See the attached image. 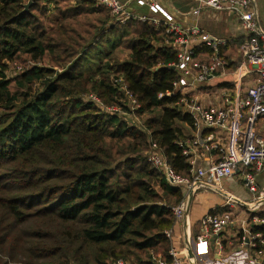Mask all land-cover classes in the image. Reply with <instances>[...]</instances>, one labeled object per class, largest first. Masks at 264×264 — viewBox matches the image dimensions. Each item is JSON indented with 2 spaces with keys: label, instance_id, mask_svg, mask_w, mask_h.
Returning a JSON list of instances; mask_svg holds the SVG:
<instances>
[{
  "label": "trees",
  "instance_id": "trees-1",
  "mask_svg": "<svg viewBox=\"0 0 264 264\" xmlns=\"http://www.w3.org/2000/svg\"><path fill=\"white\" fill-rule=\"evenodd\" d=\"M29 1L0 0V264L171 263L167 232L186 189L172 187L146 154L156 145L189 177L178 124L193 121L172 95L173 37L137 21L114 25L86 0L65 9L58 4L67 0H32L22 13ZM56 9L57 28L47 30L37 15ZM194 52L200 62L212 53L207 45ZM221 56L230 59L224 48ZM23 57L30 68L11 78ZM85 95L124 115L135 114L132 100L138 115L162 114L141 131ZM252 231L264 237V225Z\"/></svg>",
  "mask_w": 264,
  "mask_h": 264
},
{
  "label": "built area",
  "instance_id": "built-area-1",
  "mask_svg": "<svg viewBox=\"0 0 264 264\" xmlns=\"http://www.w3.org/2000/svg\"><path fill=\"white\" fill-rule=\"evenodd\" d=\"M86 1L92 2L98 8L107 9L116 24L125 25L130 21H137L157 29L164 28L166 34L173 37L172 42L167 44L177 54L178 62L174 67L179 79L173 83L172 95L181 96L178 105L192 119L193 128L197 132L210 130L212 134L206 139L194 137L179 142L183 155L192 166L189 177L178 175L156 145H153L152 153L146 156V160L172 187L181 186L186 189L183 202L173 209L177 223L185 218L190 194L200 190L221 192L224 183L239 173L244 188L253 199L244 201L234 194H227L223 212L209 213L200 220L195 241L199 244L214 241L215 246L221 248L220 237L227 229L233 228L235 223H239L234 213L240 208L250 212L241 245L247 248L251 264H264V237L261 233L252 231L253 228L264 225V218L258 215L264 208V25L257 0H189L197 4L190 13L194 21L198 20L204 11L226 13L232 17L245 35L238 46L237 59L222 57L221 48L227 45V41H210L209 36L198 25L184 27L152 14H143L133 8L134 5H139L153 9L160 4V0H129L128 3H122L120 0ZM195 38H202L204 44L212 51L205 63L198 61L194 56L195 49L192 45ZM231 62L240 65V69L247 68L248 72H255L259 79L244 91L239 90L240 84L235 82V86L238 84L236 89L225 90L220 96L218 106H205L194 98L182 95L181 92L186 87L205 84L216 75L227 73ZM122 88L131 97L125 84H122ZM131 102L135 110L137 103L135 100ZM216 138H220L219 142L215 141ZM210 151L219 153V161L209 167L195 168L193 157L202 158L204 153ZM167 236L172 239V231L167 232ZM258 247L260 250H257ZM180 253L178 248L172 245L170 254L173 261L157 264H184ZM187 262L190 264L189 260ZM114 264L133 263L119 259Z\"/></svg>",
  "mask_w": 264,
  "mask_h": 264
},
{
  "label": "crops",
  "instance_id": "crops-1",
  "mask_svg": "<svg viewBox=\"0 0 264 264\" xmlns=\"http://www.w3.org/2000/svg\"><path fill=\"white\" fill-rule=\"evenodd\" d=\"M120 1L122 3L129 2V0ZM174 1L175 0H160V4L153 9L149 7H141L139 5H134L133 8L143 14H152L162 20H170L184 27L198 25V27L206 35L212 36L216 39L226 40L227 45L224 47L226 57L230 59L235 57V59H237L238 46L244 40L245 35L233 22L231 16L226 13L204 11L200 18L194 21L192 20L190 13L197 6V4L189 0H177V2L181 5H185V7H187V10L182 11L176 8ZM262 12L263 9L261 10V16L264 25V15H262ZM218 23L224 24L228 28L229 32L226 37L220 35L222 27L218 25ZM202 45H205L202 38H195V42L192 47L193 49H196L201 48ZM233 66L226 70L227 73L218 74L214 79L205 84L199 83L193 84L192 87H186L185 90L181 92L182 95L194 98L205 106H218L220 104V96L225 90H234L236 89V86L240 84L239 90L244 91L259 79L258 74L255 72H248L247 68L240 69V65L238 66V64H234ZM224 79H227V81L218 82L216 84L217 86L211 84L213 80L218 81ZM235 82H238L236 86ZM178 125L187 139H192L194 137L206 139L210 134H212L210 130L197 132L193 126L182 123H179ZM219 140L220 138H216L215 141L219 142ZM193 159L195 161V168H198L209 167L216 164L220 158L217 151H210L208 153H204L202 158L194 156ZM247 193L248 192L244 188L242 178L238 173L237 176L224 183L223 191L221 192L200 190L193 194V200L190 205L189 212L172 230V244L181 252L180 257L183 259L184 264H188V260L186 261L187 255L185 251V242L188 237L192 239V247L198 264H251L250 258L247 255V248H244L241 245V239L237 238L240 233L244 234V230H246L248 225L247 223L250 219V212L248 211L240 210V212H237V219L239 220V223L235 224L233 228L230 230L228 229L224 234H222L220 237V242L222 243L221 248L219 246H215L214 241L204 244H199L195 241V237L199 233L198 225L200 220L209 213H221L225 210V195L234 194L244 201H249L247 199ZM262 211H264V208Z\"/></svg>",
  "mask_w": 264,
  "mask_h": 264
},
{
  "label": "rangeland",
  "instance_id": "rangeland-1",
  "mask_svg": "<svg viewBox=\"0 0 264 264\" xmlns=\"http://www.w3.org/2000/svg\"><path fill=\"white\" fill-rule=\"evenodd\" d=\"M30 1H32V0H30ZM76 1L77 0H71V1H69V0H67V2H61L60 4H58L59 5V7L61 8V9H65L66 7H69V6H73L74 4H76ZM257 2H258V5H259V10H260V15H261V10L263 9V12H264V0H257ZM45 3V1H43V3L42 4H44ZM28 4V3H27ZM27 4H25V6L27 5ZM174 5L176 6V8L178 9V10H182V11H185V10H187V7H185V5H181L179 2H177V0H175L174 1ZM49 7L50 8H52V9H55V8H57V7H55V5L54 4H50L49 5ZM57 10V9H56ZM24 11V10H23ZM28 12V11H27ZM263 12H262V15H264L263 14ZM35 13H38V12H35ZM58 15H59V12H58V10L57 11H53V12H51V13H49L47 16H41V15H39V13H38V18H39V20H41V21H43L44 22V28H46L47 30H52L53 28L54 29H56L57 27H56V23H55V21H56V19L58 18ZM261 18H262V16H261ZM110 19H111V23H113L114 25H120V24H116V23H114V19L112 18V16L110 15ZM264 19V18H263ZM234 22V21H233ZM55 23V24H54ZM140 23V22H139ZM218 25H220L221 27H222V31H221V36H224V37H226L227 36V33L229 32V30H228V28L224 25V24H220V23H218ZM222 38V37H221ZM126 51H124V52H122L120 49H118V51H117V58L119 59V60H123L125 57H126V53H125ZM197 59V58H196ZM209 60V59H208ZM27 61V62H26ZM199 61V60H198ZM206 62V61H205ZM205 62H203V63H205ZM31 62H29L28 61V59H27V57H23L22 59H20L19 61H16L15 63H13V64H11L10 65V67H9V71H8V75L11 77V78H13V77H16V76H18V75H20L25 69H27V68H30V66H31ZM46 64H48L47 63V61H45V62H43V63H39L38 65L39 66H42V65H46ZM92 64L91 63H85V69H87L89 66H91ZM225 81H227V79H224V80H213L212 81V83L211 84H213V85H215V86H217L216 84L218 83V82H225ZM123 89V88H122ZM124 91V90H123ZM125 92V91H124ZM94 99H96V100H94ZM83 100L85 101V102H88V101H93V102H95V104L99 107V108H101V109H105V112L106 113H110V114H118V117H120L122 120H124L125 122H127V124L130 126V127H135V128H137V129H139V130H141V131H146L147 129H146V123H147V121H149L150 119H160V117H161V112L159 111V112H156L155 114H144V115H138L137 113H136V110L137 109H135L134 110V106H133V104L131 105V108H132V111L133 112H135V114H130V115H128V114H126V115H124L123 113H121V111H119V109L118 108H105L104 107V105L102 104V102L99 100V99H97V98H95V97H92V95L90 96V95H85L84 97H83ZM152 149V148H151ZM152 150H149L148 151V153L146 154V155H148V154H151L152 152H151ZM235 176H237V174L235 175ZM234 176V177H235ZM264 183V182H263ZM237 195H239V194H237ZM247 199L250 201V200H252L253 199V196L250 194V193H247ZM225 201H226V199H225ZM240 208H237L235 211V213H234V217H237V212H240ZM235 224H238V223H235ZM231 228H229V230H230ZM228 230V229H227ZM173 245V244H172ZM248 253V252H247ZM250 254V253H249ZM251 256V255H250ZM109 263H113V260L112 261H109ZM214 263H216V262H214Z\"/></svg>",
  "mask_w": 264,
  "mask_h": 264
},
{
  "label": "water",
  "instance_id": "water-1",
  "mask_svg": "<svg viewBox=\"0 0 264 264\" xmlns=\"http://www.w3.org/2000/svg\"><path fill=\"white\" fill-rule=\"evenodd\" d=\"M34 4V1H29L28 4L25 6V9L22 13H25L27 11H29L30 7ZM210 41L214 42L216 41V38L212 37V36H209L208 38ZM226 196V195H225ZM192 200H193V194H190L189 196V203H188V209H187V212L186 214L189 212V209H190V205L192 203ZM185 251H186V255H187V258L189 260V263L190 264H198L197 262V258L194 254V251H193V247H192V239L190 237L187 238L186 242H185Z\"/></svg>",
  "mask_w": 264,
  "mask_h": 264
}]
</instances>
